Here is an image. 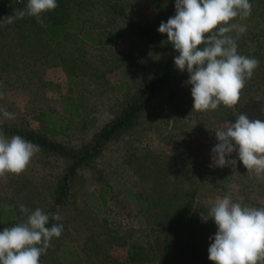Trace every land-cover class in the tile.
<instances>
[{
	"label": "rangeland",
	"instance_id": "374dc122",
	"mask_svg": "<svg viewBox=\"0 0 264 264\" xmlns=\"http://www.w3.org/2000/svg\"><path fill=\"white\" fill-rule=\"evenodd\" d=\"M118 1L130 5L135 19L152 28L164 43H171L158 28L162 21L175 16L176 0H161L166 12L157 10L156 0ZM250 3L251 15L232 23L246 25L245 35H264L263 16L252 15L260 8L264 13V0ZM91 6L81 13V30L93 32L97 39L102 32L113 36L112 27L99 30ZM17 33L20 34L16 36ZM230 35L236 37L235 32ZM26 38L24 31L0 22V131L8 138L14 135L5 132L7 127L19 129L24 125L28 130L41 132L34 117L45 113L51 122L56 119L59 125L71 123L65 135L49 139L68 147L83 145L111 119L127 93H134L139 84L150 79L163 61L144 40L127 31L115 44L103 40L99 47L86 45L80 50L74 40H67L52 47L58 64L44 66L40 58L50 53L51 47L36 36ZM12 67H17V71ZM181 75V84L175 82L172 88L180 87L175 99L164 92L151 101L144 113V129L108 145L93 162V169H83L70 180L69 199L58 207L61 220L55 221L63 224L64 230L59 238L51 240L42 264H126L127 245L131 243L138 248V257L153 256L152 264L168 246L172 251L166 264H214L208 258L213 242L210 237L218 231L213 219L205 222L200 215L192 236L173 235L172 229L157 219L156 210L150 213L146 206L141 212L136 201L126 199L125 187L146 202L164 195L178 203L184 198L183 207H195L205 215L225 195H231L234 202L242 196L244 204L264 207V176L249 172L238 153L227 157L237 161L235 167L214 164L212 149L219 143L215 129L225 123L218 117V110L193 109L189 73ZM71 76L83 82L88 100L87 113L82 117L68 112L71 102H77L80 90V86L70 83ZM251 94L264 103V95ZM179 109H183L180 114L176 113ZM5 110L14 118L5 117ZM169 114L178 120L170 119ZM63 167L62 158L39 151L22 174L0 177V204L13 209L16 218L11 226L27 221V214L20 211L21 204L30 211L39 208L43 212L51 206ZM154 173L158 179L166 178L165 183L155 180ZM103 184L109 186L105 202L99 195Z\"/></svg>",
	"mask_w": 264,
	"mask_h": 264
},
{
	"label": "clouds",
	"instance_id": "9594fccd",
	"mask_svg": "<svg viewBox=\"0 0 264 264\" xmlns=\"http://www.w3.org/2000/svg\"><path fill=\"white\" fill-rule=\"evenodd\" d=\"M57 7V0H28L25 8L15 9L3 22L12 24L28 16L46 27L42 14ZM175 8V16L162 21L158 31L166 33L178 51L176 67L189 73L193 109L234 107L260 63L238 53L237 39L247 26L232 23L251 15L250 0H176ZM3 115L14 118L6 110ZM215 134L219 141L212 149L216 166L235 167L237 161L227 157L236 152L249 172L264 176V120L239 114L234 123L226 121L224 127L215 129ZM39 151V145L22 136L8 138L0 131V177L22 174ZM20 211L27 214V221L0 231V264H40L53 237L59 238L64 230L63 224L46 226L50 219L61 220L59 213L30 211L23 204ZM201 216L205 222L213 219L218 227L208 249L214 264H264V207L248 206L242 196L234 202L231 195H225Z\"/></svg>",
	"mask_w": 264,
	"mask_h": 264
},
{
	"label": "trees",
	"instance_id": "16d2710c",
	"mask_svg": "<svg viewBox=\"0 0 264 264\" xmlns=\"http://www.w3.org/2000/svg\"><path fill=\"white\" fill-rule=\"evenodd\" d=\"M80 1L57 0L58 7L56 9L42 14L46 27L38 24L34 17L28 16H25L23 19H17L9 25L18 28L20 32L21 30L24 31L27 38L36 36L43 40L47 46L51 47L50 53H46V55L40 58L44 66H56L58 64L59 60H57V56L54 50H52V47L59 46L67 40H74V43L79 45L80 50L81 47L86 45L99 47L103 40L115 44L118 38L127 31L134 33L141 40H144L163 61L160 67L153 72L150 79L145 83L139 84L134 93H127L121 102L117 104L118 106L111 119L103 123L83 145L68 147L49 139V137L65 135L71 127V123L59 125L56 119L51 122V118L46 116L45 113L38 114L34 117V120L41 126V132L28 130L24 125L19 129L5 128L6 131H4L6 133L20 135L26 140L39 145L40 151L45 155H51L64 160V167L58 178L56 190L52 197L53 201L51 206L45 211L47 214L58 213V207L63 206L69 199L70 180L83 169H93V162L102 155V152L108 145L119 142L127 136L137 134L139 129L145 128L143 122L144 113L149 108L153 99L164 92H169V97L172 100L175 99L176 91H179L180 87H175L172 90L173 85L175 82H177V85H180L181 83L178 80L182 77L181 73L187 72V70L180 71L176 67L174 59L179 53L174 49L172 43H164L152 28L138 22L135 19L130 5L118 0H83L82 4ZM27 2L28 0H23V3L18 5L14 0H0V22H3L5 17L14 15L15 9L25 8ZM90 5H92L91 9L95 11L97 17L96 24L99 30L112 27L114 29L112 31L113 36L102 32L97 39L93 35V32L81 30V13ZM155 6L158 11H167L161 0H156ZM252 15H257L258 17L263 16L264 18V13L261 11V8L255 9ZM19 34L17 33L16 36ZM262 36L264 35L255 32L248 35L241 34L237 39L238 53L248 57H255L260 63L259 67L254 71L253 77L247 81L245 88L242 90L240 101L234 107L229 108L223 105L217 109L218 117H221V121L224 123L226 121L234 123L239 114H246L251 120H264V103L259 98L253 99L251 94L264 95V40H261ZM81 55L82 53L80 52L78 56L80 57ZM12 69L17 71V67H12ZM69 79L70 83H73L75 86H80V90L77 95V102H71L68 106V112L71 111L73 113L70 112V114L82 117L87 113L88 101L85 99L86 93L83 89V82L75 76H71ZM182 110H176V113L180 114ZM184 114L185 112L181 115ZM169 116L175 122L178 120L172 114H169ZM154 175L155 180L160 181V184L165 183L166 178L158 179L155 173ZM202 184L200 183V186ZM123 192L126 195V199L138 203L141 212H143L146 206L150 209V213L156 210L155 215L157 219L162 220L164 226L172 229V234L176 236L182 233L188 237L192 236L195 231V224L199 221V217L202 214L195 207H190L189 209L183 207L184 198L178 203L176 200L173 202L172 200L166 199V195H164L158 197L160 200L157 198L156 200L146 202L139 197V194L132 192L129 188H123ZM108 193L109 186L103 184L100 187L99 194L103 202H105V196ZM162 199H166L165 202ZM14 219H16L14 210L7 204L1 203L0 231L6 227H11ZM102 221L105 225L106 219L103 218ZM52 224H55V220L50 219L49 224L46 226L51 227ZM212 224H215L214 220ZM136 250L138 248H136V245L134 246V243L127 245L126 264H136L137 260L139 261L138 264L153 263V261H150L154 259L153 256L143 255L140 258L136 255ZM170 251L172 249L170 250L168 246L160 254L155 264H166L167 255ZM42 261L43 255L41 256L40 264H42Z\"/></svg>",
	"mask_w": 264,
	"mask_h": 264
}]
</instances>
